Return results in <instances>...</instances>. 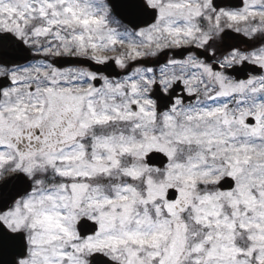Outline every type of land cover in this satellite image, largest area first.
I'll return each instance as SVG.
<instances>
[{"label":"snow or ice","instance_id":"6c2138e0","mask_svg":"<svg viewBox=\"0 0 264 264\" xmlns=\"http://www.w3.org/2000/svg\"><path fill=\"white\" fill-rule=\"evenodd\" d=\"M0 264H264V0H0Z\"/></svg>","mask_w":264,"mask_h":264}]
</instances>
